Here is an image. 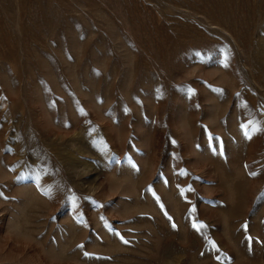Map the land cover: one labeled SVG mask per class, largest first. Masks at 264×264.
I'll use <instances>...</instances> for the list:
<instances>
[{
  "label": "rangeland",
  "instance_id": "obj_1",
  "mask_svg": "<svg viewBox=\"0 0 264 264\" xmlns=\"http://www.w3.org/2000/svg\"><path fill=\"white\" fill-rule=\"evenodd\" d=\"M0 264H264V0H0Z\"/></svg>",
  "mask_w": 264,
  "mask_h": 264
},
{
  "label": "snow or ice",
  "instance_id": "obj_2",
  "mask_svg": "<svg viewBox=\"0 0 264 264\" xmlns=\"http://www.w3.org/2000/svg\"><path fill=\"white\" fill-rule=\"evenodd\" d=\"M245 135H247V132L245 133ZM249 138H250V137H249ZM193 226L196 227L197 230H199V228H201V227H204L203 225H199V226H198V225H195V224H194ZM173 227H175V225H173ZM245 228H246V226H245ZM248 239H249V241H251L252 238H251V237H248ZM125 243H127V242L125 241Z\"/></svg>",
  "mask_w": 264,
  "mask_h": 264
}]
</instances>
